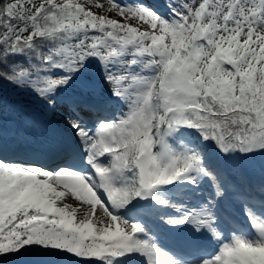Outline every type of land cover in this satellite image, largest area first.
I'll return each instance as SVG.
<instances>
[{
    "label": "snow or ice",
    "instance_id": "6c2138e0",
    "mask_svg": "<svg viewBox=\"0 0 264 264\" xmlns=\"http://www.w3.org/2000/svg\"><path fill=\"white\" fill-rule=\"evenodd\" d=\"M87 2L0 0V84L41 101L24 122L57 135L62 160L7 158L0 107V264L37 249L60 264H264V164L254 179L244 163L264 161V0H110L119 19ZM90 61L122 108L78 80ZM177 189L183 202L165 195ZM66 197L88 206L79 220Z\"/></svg>",
    "mask_w": 264,
    "mask_h": 264
},
{
    "label": "rangeland",
    "instance_id": "374dc122",
    "mask_svg": "<svg viewBox=\"0 0 264 264\" xmlns=\"http://www.w3.org/2000/svg\"><path fill=\"white\" fill-rule=\"evenodd\" d=\"M154 2V4L156 5L157 9L161 10V11H165V0H152ZM81 3H84V0H80ZM124 2H135V0H124ZM97 5H102V7H98ZM86 7H88L91 11H93L95 14L97 15H106L109 18H114V19H119L118 15L115 12H110L109 8L111 7L110 5V0H88V2L85 4ZM135 23V22H133ZM143 30V28L141 29ZM93 68V69H91ZM87 73H85V75L83 77H78L79 79H90V80H96L98 82V86L101 87V91H102V87L104 89V86L107 88V86L104 84V81L102 79V71L99 67L98 62H93L90 61L87 64ZM108 89V88H107ZM22 90V89H21ZM77 90V86L74 84L70 87L69 91L70 92H74ZM109 94V93H107ZM108 97V95H107ZM62 106H60L59 104L57 105V108L54 112L51 113V122L53 124V126L55 127L57 124V127L59 126L58 122L55 121V119H53V113H57V115L59 116L60 113H58V110H62L61 109ZM13 109L15 110L14 115L11 116H7L6 115V111H3V132H4V138L7 139H12V141H17V139H21L26 133H29L28 136H35L33 133L34 132H38L37 128H34V124H27L24 122L25 119H35V120H39L42 118V114L44 112L47 111V109L44 107V105L41 103V101L36 97V95L31 91V90H22V93L19 94L18 96H16V98L14 99V107ZM63 113V111H60ZM56 127V128H57ZM40 132V131H39ZM14 135V136H13ZM19 137V138H18ZM15 139V140H14ZM9 146V145H8ZM6 149V148H5ZM7 151L9 149H6ZM39 155V153H37ZM257 159V160H256ZM257 161V167H253L251 163V160L245 161V167H247L250 171L253 170L254 171V179H258V173L259 170L262 166V164H264V161H262L261 157H255V162ZM33 163H37V164H41V165H46V163H38V162H34ZM180 192V191H179ZM181 194H184L186 196H188V193L186 192H181ZM165 195L171 199L175 201V198L172 195L166 194ZM182 195V197L185 198V196ZM170 196V197H169ZM174 198V199H173ZM184 198H177L179 200V202H183ZM77 206L80 207V212L76 213V217L79 220L80 217L82 216L81 214H83L82 212H84L88 206L87 205H81L78 204ZM99 209H97L98 211ZM158 231L161 233V236H165L167 232H171L174 234H178L179 231H174V230H170L167 226L165 227L164 225H158L157 226ZM253 231V230H252ZM168 234V233H167ZM36 260L34 259L35 257H32L31 260H35V261H40V262H45L48 264H60V257H56L53 255H41L42 252L37 251L36 253ZM38 258V260H37Z\"/></svg>",
    "mask_w": 264,
    "mask_h": 264
},
{
    "label": "bare ground",
    "instance_id": "6f19581e",
    "mask_svg": "<svg viewBox=\"0 0 264 264\" xmlns=\"http://www.w3.org/2000/svg\"><path fill=\"white\" fill-rule=\"evenodd\" d=\"M144 2L148 3L154 8H157L152 0H144ZM93 62H97V61H93ZM93 81L98 85V82L96 80H93ZM99 89L101 90V87H99ZM102 92L106 96L108 95V98L111 100V103L109 105V111L115 112L118 109L123 107V105L119 101H117L114 97H111L109 90L105 86H104V89L102 87ZM61 109L62 110L57 111L58 113H60L59 116L57 115L56 112L53 113L52 115L53 119H55V121H57L58 124L60 123V120L62 117V112L60 111H63V108ZM56 127H57V124L55 128ZM35 128H37V131H38V132L33 133L35 136H32V135L28 136L29 133H26L21 139L18 137L19 138L17 139L18 142L15 139H14L15 141H12V139L4 138L5 148L9 149L8 151L6 150V156L7 158H10L15 162H23V163H33L32 161L38 162V163L42 162L44 164L46 163L45 166L48 167L49 169L55 168L57 164L62 163L60 154L56 147L57 140L59 137L55 135L52 131L48 130L47 127L35 125L33 130ZM56 129L59 130V126ZM37 153H39V155ZM166 194L172 195L175 198L176 202H179L177 198H184L182 197V195L184 194H181V192H179L178 189L174 191H166ZM184 196L185 198L187 197L186 195ZM65 202H67L69 205L73 207H76L78 209L77 212H80L81 209L79 206H77L80 203L76 202L73 198L66 197ZM234 226L240 232L248 234L249 238L252 237L253 235L252 229L246 217L243 215L242 212L236 215ZM167 233L165 236L163 237L161 236V244L163 247L171 249V248H178L179 246H181L180 240H181V236L183 235L181 231H179L178 234H174L171 232H167ZM208 243L209 241H207L206 243L207 251L208 253L211 252L210 254H213L214 253L213 248L212 247L209 248ZM37 251L42 252L41 255H44V256L50 255L49 253L45 252L42 249H37ZM35 256L36 254H34L33 256L29 258L28 264H48L45 262L35 261L36 260ZM32 257H35L34 258L35 260H31Z\"/></svg>",
    "mask_w": 264,
    "mask_h": 264
},
{
    "label": "trees",
    "instance_id": "16d2710c",
    "mask_svg": "<svg viewBox=\"0 0 264 264\" xmlns=\"http://www.w3.org/2000/svg\"><path fill=\"white\" fill-rule=\"evenodd\" d=\"M21 93V89L10 85L6 81L0 84V107H2L3 111H6L7 116L14 115V99ZM252 162V166L257 167V161L255 162V158H252Z\"/></svg>",
    "mask_w": 264,
    "mask_h": 264
}]
</instances>
